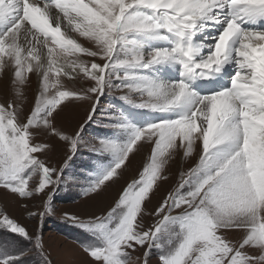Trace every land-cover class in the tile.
<instances>
[{
	"label": "snow or ice",
	"instance_id": "snow-or-ice-1",
	"mask_svg": "<svg viewBox=\"0 0 264 264\" xmlns=\"http://www.w3.org/2000/svg\"><path fill=\"white\" fill-rule=\"evenodd\" d=\"M77 185L93 264H264V0H0V264H54Z\"/></svg>",
	"mask_w": 264,
	"mask_h": 264
},
{
	"label": "rangeland",
	"instance_id": "rangeland-1",
	"mask_svg": "<svg viewBox=\"0 0 264 264\" xmlns=\"http://www.w3.org/2000/svg\"><path fill=\"white\" fill-rule=\"evenodd\" d=\"M35 90V82L33 81L30 88H26L25 92L29 98L33 95ZM77 106H73L70 110L66 111L63 116V124L65 127L74 128L86 116V113L83 116L79 115V108ZM62 158L57 155L55 157V162L59 164ZM195 161H189L188 164H194ZM175 164L171 166L169 165V176L170 182L165 185V189L170 188L175 185L178 180V172L177 167L183 166V162L179 160V157ZM137 167H139V161L137 162ZM136 174L135 169L126 174L125 179L130 181V176ZM124 186V182L121 184L114 186L109 189L108 193H106L102 197H98L96 201L90 203V211H94L97 214L102 213L106 210L112 202L117 198L120 189ZM82 187L77 185L74 187H69L67 190L59 193V198L54 201L56 205L55 214L51 217L47 218L46 225L44 228V240L45 246L51 254V258L54 261V264H65L66 261H73L74 264H81V262H85V264H93L92 260L87 256L86 253L83 252L81 248L82 243H86L87 241L84 239L85 234H82L80 229H77L71 226L69 223L63 220L64 213H81L85 207V200L82 195ZM163 192L161 193V195ZM157 200L159 197L156 198ZM156 200L153 201V205L149 207H153ZM9 211L20 219L23 224H34V221H31L27 217V213L24 209H22L18 202L13 201L9 205ZM145 223H151V220L146 218Z\"/></svg>",
	"mask_w": 264,
	"mask_h": 264
},
{
	"label": "bare ground",
	"instance_id": "bare-ground-1",
	"mask_svg": "<svg viewBox=\"0 0 264 264\" xmlns=\"http://www.w3.org/2000/svg\"><path fill=\"white\" fill-rule=\"evenodd\" d=\"M88 107V105H80V106H78V108H79V115L80 116H83V114H85L86 113V108ZM189 163V162H188ZM171 164V166L173 165V164H175V167L177 166L176 165V162H172V163H170ZM183 167H187V166H189L190 164H188L187 165V162H183ZM178 168V167H177ZM134 176V175H133ZM132 178V176H130V179Z\"/></svg>",
	"mask_w": 264,
	"mask_h": 264
}]
</instances>
